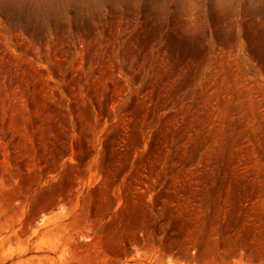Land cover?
I'll return each instance as SVG.
<instances>
[{"label":"rangeland","instance_id":"rangeland-1","mask_svg":"<svg viewBox=\"0 0 264 264\" xmlns=\"http://www.w3.org/2000/svg\"><path fill=\"white\" fill-rule=\"evenodd\" d=\"M0 264H264V0H0Z\"/></svg>","mask_w":264,"mask_h":264},{"label":"bare ground","instance_id":"bare-ground-1","mask_svg":"<svg viewBox=\"0 0 264 264\" xmlns=\"http://www.w3.org/2000/svg\"><path fill=\"white\" fill-rule=\"evenodd\" d=\"M165 241V240H164ZM165 242H163V244H164Z\"/></svg>","mask_w":264,"mask_h":264}]
</instances>
